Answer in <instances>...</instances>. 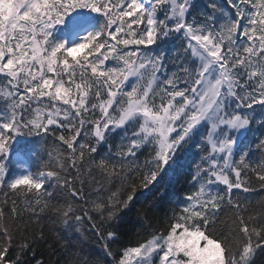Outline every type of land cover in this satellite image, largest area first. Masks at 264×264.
I'll return each instance as SVG.
<instances>
[{
	"label": "snow or ice",
	"instance_id": "6c2138e0",
	"mask_svg": "<svg viewBox=\"0 0 264 264\" xmlns=\"http://www.w3.org/2000/svg\"><path fill=\"white\" fill-rule=\"evenodd\" d=\"M258 193L264 0H0V264H264Z\"/></svg>",
	"mask_w": 264,
	"mask_h": 264
},
{
	"label": "trees",
	"instance_id": "16d2710c",
	"mask_svg": "<svg viewBox=\"0 0 264 264\" xmlns=\"http://www.w3.org/2000/svg\"><path fill=\"white\" fill-rule=\"evenodd\" d=\"M259 195H264V193H258L257 196H259ZM45 247H46V246H42L40 250H41V251H45ZM45 254H46V256H47V253H45ZM262 255H264V254H262ZM257 259H258V261H259L260 257H258Z\"/></svg>",
	"mask_w": 264,
	"mask_h": 264
}]
</instances>
